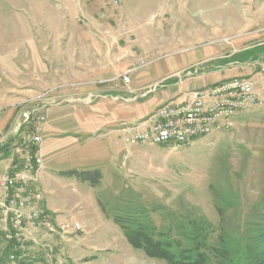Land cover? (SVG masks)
I'll use <instances>...</instances> for the list:
<instances>
[{"label":"rangeland","instance_id":"374dc122","mask_svg":"<svg viewBox=\"0 0 264 264\" xmlns=\"http://www.w3.org/2000/svg\"><path fill=\"white\" fill-rule=\"evenodd\" d=\"M188 54L258 72L247 77L262 103L177 148L125 144L94 186L54 185L67 219L59 233L31 232L28 264H169L131 246L123 227L206 264H264V0H0V111H16L19 131L22 111L58 101L141 100L152 85L129 91L135 72ZM8 250L0 235V264Z\"/></svg>","mask_w":264,"mask_h":264},{"label":"crops","instance_id":"0c3cea01","mask_svg":"<svg viewBox=\"0 0 264 264\" xmlns=\"http://www.w3.org/2000/svg\"><path fill=\"white\" fill-rule=\"evenodd\" d=\"M195 58L190 54L177 56L167 60L162 67L152 66L147 71L135 72L129 91L152 85L139 96L151 95L141 100L136 96L127 98L110 94L93 104L65 100L42 107L44 120L37 123L43 163L39 184L45 195L44 205L56 214L58 222H64L67 216H62L63 210L50 198L55 191L54 185H64L67 178H70L69 182H80L78 186L84 187L87 184L65 176L62 172L70 169H100L104 178L122 160L124 126L148 120L157 106L181 100L190 89L204 88L233 76L256 78L258 74L254 71L223 68L226 64H214L210 59L204 60L206 58L198 59V62ZM228 70L236 72L228 76ZM252 82L255 86V80ZM16 120V111L13 109L0 111L2 137L9 140L17 138ZM10 161L8 153L4 155L0 152V173L8 167Z\"/></svg>","mask_w":264,"mask_h":264},{"label":"built area","instance_id":"2783aa9c","mask_svg":"<svg viewBox=\"0 0 264 264\" xmlns=\"http://www.w3.org/2000/svg\"><path fill=\"white\" fill-rule=\"evenodd\" d=\"M131 70L123 74L124 81H128L125 74ZM261 103L252 80L233 76L204 88L190 89L181 100L157 106L149 122L123 127L124 142L129 146L146 142L177 148L197 137L230 129L241 112L251 111ZM21 117L17 138L2 142L10 141L6 153L11 157L8 167L0 173V235L8 245V264L30 263L23 244L31 238L32 231L49 236L63 228L45 207L39 184L43 163L37 123L44 120V115L40 108H33L22 111ZM74 228L81 229L77 223Z\"/></svg>","mask_w":264,"mask_h":264},{"label":"trees","instance_id":"16d2710c","mask_svg":"<svg viewBox=\"0 0 264 264\" xmlns=\"http://www.w3.org/2000/svg\"><path fill=\"white\" fill-rule=\"evenodd\" d=\"M9 143H0V152H6ZM62 174L84 181L90 186L96 185L102 177L100 169H70ZM123 228L128 243L141 249L149 257L162 259L169 264H206L201 254L195 257L177 256L170 250L169 243L154 238L149 232L141 228Z\"/></svg>","mask_w":264,"mask_h":264}]
</instances>
